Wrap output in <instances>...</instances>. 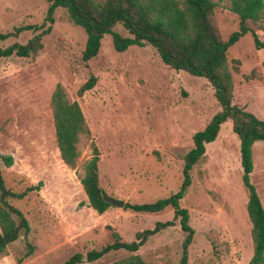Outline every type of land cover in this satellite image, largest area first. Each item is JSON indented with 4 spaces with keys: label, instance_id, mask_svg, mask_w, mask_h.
<instances>
[{
    "label": "rangeland",
    "instance_id": "obj_1",
    "mask_svg": "<svg viewBox=\"0 0 264 264\" xmlns=\"http://www.w3.org/2000/svg\"><path fill=\"white\" fill-rule=\"evenodd\" d=\"M213 1V20L224 41L237 30L238 19L228 11L226 0ZM46 7V0H0V33L39 25ZM246 26L259 41L264 39V16ZM113 31L127 36L118 25ZM30 36L25 32L15 40L0 41V47L24 43ZM84 42L83 31L57 8L36 56L0 58V155L12 158L9 168L0 162L4 186L21 192L42 183L37 192L10 201L29 226L26 242L32 253L19 264H62L72 254L84 256L110 243L112 232L130 242L136 232L171 220L170 209L143 214L109 206L97 215L88 208L78 177L90 158L89 143L98 152V185L106 197L129 204L152 203L177 191L182 158L192 146L193 133L218 111L204 79L163 65L150 46H131L117 53L105 35L97 55L83 63ZM227 64L232 103L264 120V48L256 50L246 34L228 48ZM90 74L95 85L77 97L76 90ZM56 84L68 101L78 104L89 131L88 140L79 145L74 169L62 164L56 149L49 108ZM251 159L249 181L264 210V141L252 145ZM190 176L191 185L180 202L193 230L187 264H247L252 250L246 192L240 181L238 141L228 121L204 146V157ZM182 238L175 221L135 254L150 264H178ZM25 251L19 238L0 255V264H15ZM128 255L116 251L80 264H112Z\"/></svg>",
    "mask_w": 264,
    "mask_h": 264
},
{
    "label": "trees",
    "instance_id": "obj_2",
    "mask_svg": "<svg viewBox=\"0 0 264 264\" xmlns=\"http://www.w3.org/2000/svg\"><path fill=\"white\" fill-rule=\"evenodd\" d=\"M219 1V0H216ZM47 7L39 25H20L11 31L0 33V41L17 39L22 33L31 36L24 43L13 41L0 47V58L11 56L32 58L42 48L41 40L53 23L55 9L64 10L68 21L79 27L85 42L80 54L83 63L93 59L99 50L100 40L108 35L112 48L120 53L131 46L145 45L154 49L160 62L168 68L183 72L191 77L204 79L212 89L218 107L205 126L191 137L192 146L183 155L181 181L176 192L152 203H124L122 209L132 213L155 214L165 209L172 211L171 220L155 222L151 229L136 232L130 242L121 241L117 233H111V242L90 250L81 256L72 254L62 264H80L83 260L94 262L103 256L124 251L129 253L112 264H150L135 253L152 236L172 227L177 221L183 234L180 243L178 264H187V249L191 243L193 230L188 225L187 211L180 206L191 185L190 172L204 157V146L211 143L222 124L230 123L231 132L238 141V157L241 169L240 181L246 192V215L250 224L251 257L247 264H264V210L252 184L251 149L255 142L264 141V120L232 103V79L227 64V50L239 38L249 34L253 47L264 48V39L259 41L246 22L263 20L264 0H226L227 9L238 19L237 30L222 40L213 20L215 2L213 0H46ZM118 25L127 36L113 31ZM95 77L89 75L76 90L77 97L90 91L95 85ZM54 139L60 161L69 169H74L80 156V143L88 140L89 131L76 102L68 101L60 84H56L49 96ZM90 158L82 165L78 182L85 195L87 207L97 215L102 214L109 205L102 201L104 193L98 185V152L89 143ZM3 167L12 165L9 155H0ZM41 182L27 186L21 192L6 188L0 173V255L6 247L19 238L25 242L26 251L15 264L32 253L26 242L29 226L22 213L10 204L19 201L30 193H35ZM105 196V195H104Z\"/></svg>",
    "mask_w": 264,
    "mask_h": 264
},
{
    "label": "water",
    "instance_id": "obj_3",
    "mask_svg": "<svg viewBox=\"0 0 264 264\" xmlns=\"http://www.w3.org/2000/svg\"><path fill=\"white\" fill-rule=\"evenodd\" d=\"M102 201L111 207H115V208H119V209H122L123 204H124V202H122V201L114 200V199L108 198L104 195H102ZM86 203H87V201H86Z\"/></svg>",
    "mask_w": 264,
    "mask_h": 264
}]
</instances>
